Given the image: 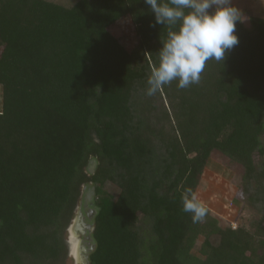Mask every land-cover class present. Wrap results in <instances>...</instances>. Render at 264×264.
<instances>
[{"label":"trees","instance_id":"1","mask_svg":"<svg viewBox=\"0 0 264 264\" xmlns=\"http://www.w3.org/2000/svg\"><path fill=\"white\" fill-rule=\"evenodd\" d=\"M125 17L132 50L109 31ZM250 23L198 84L148 96L168 29L145 0H0V264L56 262L82 186L90 264H264V18ZM213 158L240 170L248 226L182 210Z\"/></svg>","mask_w":264,"mask_h":264},{"label":"clouds","instance_id":"2","mask_svg":"<svg viewBox=\"0 0 264 264\" xmlns=\"http://www.w3.org/2000/svg\"><path fill=\"white\" fill-rule=\"evenodd\" d=\"M157 24L167 27V39L158 53L159 65L148 78V96L162 91L178 80L186 89L198 84L206 63L221 62L226 53L239 43L234 34L241 11L233 0H145ZM179 25L178 30L176 26ZM154 26V25H153ZM182 210L191 213L193 222H203L208 209L192 188L182 193Z\"/></svg>","mask_w":264,"mask_h":264},{"label":"rangeland","instance_id":"3","mask_svg":"<svg viewBox=\"0 0 264 264\" xmlns=\"http://www.w3.org/2000/svg\"><path fill=\"white\" fill-rule=\"evenodd\" d=\"M71 7L77 0H51ZM233 5L242 13L243 24L250 28V20L253 17L264 18V0H233ZM110 33L120 40L128 50H132L136 43L135 27L129 17H125L109 28ZM1 110V90H0ZM264 145V137L262 138ZM259 157L255 156L257 162ZM240 170L230 168L225 160L213 158L208 163L200 181L195 189L200 201H202L211 215L216 218L223 227L231 226L233 229L250 224L251 212L244 208L241 201ZM108 187V186H107ZM109 188V187H108ZM81 195L78 197L73 210L71 220L67 222L63 233L65 249L60 258L53 264H76L74 249L81 242V237H73L70 233L75 214L78 211L79 202L83 198H90L91 193L81 187ZM245 209V210H244Z\"/></svg>","mask_w":264,"mask_h":264},{"label":"water","instance_id":"4","mask_svg":"<svg viewBox=\"0 0 264 264\" xmlns=\"http://www.w3.org/2000/svg\"><path fill=\"white\" fill-rule=\"evenodd\" d=\"M88 170L94 174L95 171V161H91L88 165ZM82 200L79 202L78 211L75 214L73 222L69 227L70 233L73 237H81L89 234V237H86V240L90 242L89 248L81 247V242L79 245H76L74 249V258L76 264H90L89 255L93 253L96 249V245L94 244L92 235L95 229L94 224L86 225L85 217L81 210ZM90 219L93 220L96 216V211H92V215H90ZM81 234V235H80ZM92 242V243H91Z\"/></svg>","mask_w":264,"mask_h":264},{"label":"flooded vegetation","instance_id":"5","mask_svg":"<svg viewBox=\"0 0 264 264\" xmlns=\"http://www.w3.org/2000/svg\"><path fill=\"white\" fill-rule=\"evenodd\" d=\"M81 210L85 217V224L91 225L93 221L90 219V215H92V211L94 210L92 209L91 204L88 201L84 200L81 205ZM86 237H89V234H86V236H81V247L89 248L90 242L86 240Z\"/></svg>","mask_w":264,"mask_h":264}]
</instances>
